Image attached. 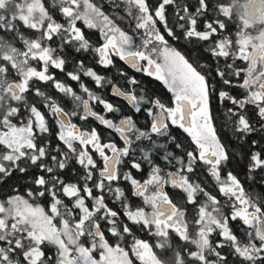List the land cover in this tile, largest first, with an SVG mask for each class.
<instances>
[{
  "label": "snow or ice",
  "instance_id": "6c2138e0",
  "mask_svg": "<svg viewBox=\"0 0 264 264\" xmlns=\"http://www.w3.org/2000/svg\"><path fill=\"white\" fill-rule=\"evenodd\" d=\"M122 2L130 21L134 22V27L129 24L131 34L92 0H54L59 5L63 22H57L49 14L42 0H21L20 3L0 0V30L15 34L23 45V50L15 46L10 55L0 56V104L5 98L8 101L7 111L0 117V180L11 178L14 172L27 176L30 169L45 173L33 177L32 183L39 189H30L27 198L14 194L0 199V264H133L129 251L122 246L125 235L132 236L130 251L140 264H161L152 245L136 238L128 225L120 221L119 213L108 206L106 195L121 202L128 221L142 226L156 238L158 250L172 248L171 232L179 240L195 245L196 250L188 252L187 256L196 264H233L228 256L236 258V264H264L262 202L245 191L243 183L232 171L222 176L229 163H239L243 156L232 153L222 143L211 108V96L216 94L219 103L226 105L227 123L241 149L248 145L249 135L264 134V31L253 36L246 21L243 26L237 23L236 50H233V41L227 36L215 42L211 40L218 29L226 28L224 20L205 19L204 30H198V19L209 11L208 0H197L194 12L189 10L188 4L181 5L178 0H158L155 5L150 0ZM113 6L119 7V4L113 0ZM169 7L178 17L175 26L183 30L182 37L170 26ZM215 13L217 17L233 19L223 3L215 6ZM17 21L39 35L25 38ZM158 24L163 25L166 34L161 33ZM92 29L99 31L102 42L98 45L93 44L87 34V30ZM169 38L206 42L203 50L214 58L212 70L215 76L211 72L198 71L169 43ZM4 43V36H0V46ZM69 51L91 52L96 64L105 69L115 67L114 58H119L136 72L161 81L172 93V106L159 98L138 94L132 88L122 90L113 85L112 95L126 101L134 113L122 115L118 120L108 118L107 113H120L121 107L90 91L81 77H90L99 87L112 84L111 79L86 67L82 60L75 63L74 71L66 75L73 81H80V88L87 95L85 99L50 73V68L65 70L71 59ZM229 57L232 63H226L222 68L221 60L226 62ZM237 59L246 61L247 68H234ZM31 62H39V68ZM9 69L15 71L18 82L6 79ZM242 71V83L235 82L234 78L240 77ZM119 74L126 78L127 85H139L135 77H128L123 71ZM217 79L218 83H213ZM33 81L51 82L59 93L71 97L74 103V110L66 111L55 99L33 86L35 95L43 99V107L54 118L58 128L56 137L64 148L46 142L49 120L35 104L29 103L26 96ZM235 88L243 89V93L234 95L232 89ZM10 102L26 109V120L20 119L21 108ZM93 102L102 105L105 114L94 110ZM141 112L146 113V123L142 127L133 118L135 113ZM74 117L81 121L90 118L98 121L114 131L123 146L111 140L103 142L95 128L80 127L73 122ZM14 118L19 121V126L13 123ZM172 126L191 137L194 151H186L183 157L169 151L170 146L181 148L171 133ZM250 144L255 146L258 141L252 140ZM93 153L102 161V167L98 166ZM262 153L264 148L249 150L247 172L264 171ZM157 157L172 165L175 171H165L158 166L154 162ZM125 158H129L131 168L137 171L141 170L142 164H147L151 168L148 179L141 183L131 171L121 173L120 166ZM73 161L82 169L83 174L77 176L82 184L66 182L57 175ZM200 169L215 182L222 199L207 191L196 179ZM97 171L99 178L93 181ZM121 180L132 185V195L141 198L149 211L145 207L135 210L129 207L125 191L113 186ZM89 181H93L92 187H89ZM166 185L181 190L187 204L193 206L194 238L189 235L185 209L169 198ZM94 188L99 195H94ZM46 194L51 197L48 211L41 204L32 202ZM61 195L72 201L71 208ZM86 200L91 201V207ZM57 218L59 227L54 223ZM237 220L243 225V239L230 227V222ZM101 222L106 225L107 232L117 238L114 246L106 239ZM214 233L219 237L215 242L210 239ZM82 238L90 246H85ZM47 245L55 247V259L46 255L44 248ZM224 249H228L227 255L221 254ZM93 253H98L99 258Z\"/></svg>",
  "mask_w": 264,
  "mask_h": 264
},
{
  "label": "trees",
  "instance_id": "16d2710c",
  "mask_svg": "<svg viewBox=\"0 0 264 264\" xmlns=\"http://www.w3.org/2000/svg\"><path fill=\"white\" fill-rule=\"evenodd\" d=\"M17 3H20L21 0H16ZM44 3L45 8L49 11V14L53 16V18L57 22H63V16L59 13V5L54 3V0H42ZM93 3H95L98 7L101 8L102 11L105 12V14L109 15L112 19L115 20V22L125 31H128L131 34V28L129 27V24H132V27H134V22L130 21V18L128 17L126 6L122 2V0H115L116 3L119 4V7L113 6V0H92ZM209 2V11L205 14L204 17H201L198 19V30H204L203 24L205 19L208 21H211L213 19H222L224 20L226 24V28L224 30H217V34L214 35L211 40L212 42H215L218 39H223L225 36H227L229 39L233 41V50H236V32L238 30V25L234 21V18L229 21L226 20L223 17H217L215 13V6L217 4L226 3V0H208ZM150 3L152 5H155L158 3V0H150ZM178 3L181 5L188 4L189 10L191 12L195 11V7L198 6L197 0H178ZM168 14L171 16V23L170 26L174 28V31L177 33V35L181 36L183 35V30L179 27L175 26V21L178 19V17L174 14L173 8H168ZM182 14V13H181ZM120 17V18H118ZM122 18V19H121ZM81 22H78L80 24ZM17 25L19 28L20 33L25 38H35L39 35L38 32L34 30H30L24 27V25L17 21ZM215 26V25H214ZM158 27H160V30L163 31L166 34L165 28L162 24H158ZM87 34L92 41L93 44H100L102 41L100 39L99 31L97 29L87 30ZM251 34L254 35L255 32L251 31ZM0 36H4V41H10L13 42L15 46L23 50L22 43L15 37V34L13 33H4L2 30H0ZM166 38H168L166 36ZM9 39V40H8ZM139 42V41H137ZM169 43L175 47L178 51H180L185 57L189 60L190 63L193 64L194 67H197L198 71H201L202 73L211 72L212 76H215V71H213L214 65V58L211 56V54L206 53L203 49L206 48L207 44L206 42H200L195 39L188 41L184 40L183 38L179 40H172L169 38ZM55 46V44H53ZM68 56L71 58L69 62L65 66V70L61 72L60 70L50 68V73L55 76V78L70 86L73 91H75L78 95H83L84 98H87V95L84 94L80 88V81H73L70 77L66 75L69 71H74L75 63L79 61H83L86 67H91L95 71H97L98 74L105 76L108 79L112 80V84H109L105 87H99L96 86L94 81L87 76H82V82L86 87L90 89V91L96 92L99 95H101L104 99L108 100L109 102H112L116 106H120L122 111L120 113H107V117L113 120H118L122 115H133L134 110L131 109V106L127 104L126 101H124L120 97H114L112 95L111 89L113 85L119 86L122 88V90L126 88H132L134 89L138 94H143L146 97H154L159 98L163 103L166 105L172 104V93L168 91V89L163 85V83L154 77H149L145 73H139L134 72L127 64H125L123 61L119 60V58H114L115 67H109L105 69L103 66H100L96 64L95 62V56L93 53H73L68 52ZM32 66H35L39 68V62H31ZM226 63H232L231 57H229L228 61L221 60L220 66L223 68ZM202 65H207V68L201 67ZM247 62L242 61L240 59H237L235 63L233 64L234 68L238 69H246L247 68ZM120 71H123L127 73L128 77H135L137 81H139V85H127L126 84V78L121 76L119 73ZM244 77V72H241V76L234 78L235 82L242 83ZM10 82H18V76L15 73L14 70L9 69V73L6 77ZM213 83H218V79L216 81H213ZM39 87L41 91L45 92L46 95L51 96L53 99H55L61 106L65 108L66 111H72L74 110V103L71 99V97H66L63 93H59L52 85L51 82H48L47 84L41 83V82H30V90L28 93H26V96L28 97V101L30 104H35L42 112L45 113L46 119L49 120V133L45 134L46 142L50 143L51 146L55 147L59 145L61 148H64L62 142H60L56 137V132L58 131V128L55 126L54 118L50 117V114L48 113V110L46 107H43V99L37 95H35L34 87ZM232 93L234 95H240L243 93V89L235 88L232 89ZM6 100V98H5ZM12 106L20 107L21 108V120H26L27 117V111L24 109L21 105H18L14 102H10ZM95 105V108L100 111H103V106L93 102ZM211 108L214 114V124L217 128V133L221 137L222 143L228 147L232 153L239 154L240 156H243V159L239 160V163L232 162L227 165V167L223 170L222 176L226 174L227 171H232L234 174L238 176V178L241 180L245 187V191L252 195L254 198H258L259 201L262 203L260 206L264 208V171L257 170L255 172H247L246 171V165L249 163V150L251 151H261V148H264V134H258L254 133L252 135H249L247 137L248 145L241 149L238 147V142L236 135L232 129V127L227 123L226 119V105L220 104L217 95L213 94L211 96ZM4 111H0V117H2ZM103 114H105L103 112ZM134 119H136L139 122L138 126H143L146 123V113H135L133 116ZM253 119L255 120L256 117L253 114ZM74 121L83 128H92L96 127V129L100 132V135L104 142H108L109 140L115 142L118 146L122 147L123 142L119 139L118 135L112 131L111 129H107L105 126L97 124L95 120L89 119L88 121H81L78 118L74 117ZM13 122L17 123L19 125V121L17 119H13ZM256 127L259 128L260 125L256 124ZM176 141L181 144L182 150H184V154L186 151H193L194 150V144L191 140V137L185 133L178 131L176 133ZM172 135H174L172 133ZM252 140H257L258 144L255 146H252L250 142ZM2 147V146H0ZM66 151V149H64ZM172 146L169 147V151H173L175 155L182 156L180 153L181 150H177ZM179 152V154H178ZM55 155L56 153L53 152ZM262 156H264V153H262ZM239 158V157H237ZM137 162H139V159L137 158ZM158 166L164 168L165 171H171L175 168L172 165L167 164V162L163 161L161 158L157 157L154 161ZM121 173L131 171L132 175L135 179L139 180L141 183L146 180L148 173L151 171V168L147 164H142L141 170L137 171L135 169L131 168V165L129 163V158H125L124 163L120 166ZM82 175V169L79 165L75 164V162H71L70 167L64 170H59L57 172V175L61 177V179H64L66 182L71 183H80L82 184L83 181H78L77 176ZM38 175H45V173L42 170H36V169H30L27 176L24 174L19 173H13L11 178H5L4 180H0V199H6L9 195L19 194L25 196L27 198V192L31 189L33 191H36L39 189V186L34 185L32 183V179L35 176ZM251 177V178H250ZM99 176L97 173H94L93 181L98 180ZM196 179L206 188L207 191H209L213 195H217L218 198L222 199L215 186V182L212 180L210 176L207 175V173L200 169L197 171ZM93 181H89V187H92ZM121 187L125 191V195L128 197L127 203L130 208L135 210L137 207H145L143 204L142 199L136 198V196L132 195V185L128 181H118L116 184L113 185ZM94 195H99L100 193L94 188L93 189ZM169 196L173 200L174 203L177 204L178 207H181L186 210L188 214V222H189V235L190 237H195V227H194V210L193 206L187 204L184 194L179 189H170L168 191ZM61 199L65 201V203L69 206V208L72 207V201L61 195ZM32 202L39 203L43 207H45L46 211L49 210V205L51 203V197H49L47 194L44 197H38L35 198ZM106 203H108V206L112 208V210L117 211L120 215V221H122L124 224H127L128 227L132 230L133 235L136 238L148 240L153 250L156 251L157 256L166 262V264H172V256L174 253V250L178 249L184 256V259L186 260L187 264H196L190 257L187 256L188 252L196 250L195 245H192L190 243L183 242L179 240V238L174 234H170V242L172 244L171 249H164V250H158L155 247V240L156 238L153 237L149 232H147L142 226L134 225L130 221L127 220V218L123 215V208L121 207L120 201H115L112 197L106 195ZM86 203L91 207V201L86 200ZM51 214V213H49ZM76 213H74L75 215ZM54 223L57 224L59 227V218H57ZM102 223V230L105 231L106 239L109 240V243L112 245H115L117 242L116 237H112L110 233L107 232L106 225L104 222ZM230 227H232L233 231L240 236L242 239L243 232L241 229L243 228L242 222L237 220L236 222H230ZM214 241L218 240L219 237L214 234ZM132 236L125 235V239L122 243V246L128 249V247L131 244ZM82 242L84 244H87L88 241L84 238H82ZM46 255L53 257L55 259V247L52 245H47L44 248ZM219 250V249H218ZM228 249H224L221 254L227 255ZM228 259L233 262V264H236V258L232 256H228Z\"/></svg>",
  "mask_w": 264,
  "mask_h": 264
},
{
  "label": "clouds",
  "instance_id": "9594fccd",
  "mask_svg": "<svg viewBox=\"0 0 264 264\" xmlns=\"http://www.w3.org/2000/svg\"><path fill=\"white\" fill-rule=\"evenodd\" d=\"M224 7H227L234 21L238 25L243 26V22L248 24V31H264V0H226L223 3ZM15 47L13 42L5 40L3 46H0V56L10 55L11 48ZM8 101L5 100L3 104H0V111H7ZM172 264H187L183 254L178 250H174L171 258ZM161 264H166L161 260Z\"/></svg>",
  "mask_w": 264,
  "mask_h": 264
},
{
  "label": "flooded vegetation",
  "instance_id": "af4514ba",
  "mask_svg": "<svg viewBox=\"0 0 264 264\" xmlns=\"http://www.w3.org/2000/svg\"><path fill=\"white\" fill-rule=\"evenodd\" d=\"M166 31V30H165ZM255 32V34L253 35V36H255V35H257L258 34V32H256V31H254ZM161 33L162 34H165L163 31H161ZM134 72H136L135 71V69H132ZM139 73H142V72H139ZM113 87V86H112ZM167 106H172V104H170V105H167ZM94 110H96L97 112H100L101 114H103V111L102 110H100V111H98L95 107H94ZM109 118V117H108ZM73 122L74 123H76L75 121H74V118H73ZM13 123H15V122H13ZM96 123L97 124H99V122L98 121H96ZM77 124V123H76ZM18 125V124H17ZM83 128V127H82ZM92 128H95L96 129V127H92ZM97 130V129H96ZM98 131V130H97ZM178 131H180V132H183V130L182 129H179V128H177V127H175V126H172V128H171V133H173L174 135L173 136H176L177 134V132ZM99 132V131H98ZM100 133V132H99ZM101 139H102V137H101ZM102 141H103V139H102ZM104 142V141H103ZM176 143H179V142H177L176 141ZM180 144V143H179ZM194 144V143H193ZM177 150H181L180 151V153L182 154V156H184V150H182V148H180V149H176L175 151H177ZM194 150H195V145H194ZM193 150V151H194ZM178 154H179V152H178ZM93 155H94V158L95 159H97V161H98V166L99 167H102V161H100L99 160V157L98 156H96L95 155V153H93ZM180 156V155H179ZM181 157V156H180ZM162 168V167H161ZM171 171H175V169L174 170H171ZM97 173V175L99 176V172L97 171L96 172ZM146 179H148V176H147V178ZM145 181V180H144ZM143 181V182H144ZM142 182V183H143ZM170 189H174V188H172L171 187V185H166L165 186V191L168 193V191L170 190ZM168 195H169V193H168ZM136 198H139V197H136ZM169 198L171 199V197L169 196ZM141 199V198H140ZM145 210L146 211H149L150 209H148L147 207H145ZM186 211V210H185ZM185 219L188 221V214H187V212H186V217H185ZM170 234H171V232H170ZM215 234V233H214ZM214 234H213V237H211L210 239H212L213 241H214ZM145 241H147V242H149L148 240H145ZM150 243V242H149ZM151 244V243H150ZM85 246H89V243H87V244H85ZM126 249V248H125ZM127 251H129L130 252V246L128 247V249H126ZM132 259H133V262H134V264H140V262L138 261V260H136V258L132 255Z\"/></svg>",
  "mask_w": 264,
  "mask_h": 264
},
{
  "label": "rangeland",
  "instance_id": "374dc122",
  "mask_svg": "<svg viewBox=\"0 0 264 264\" xmlns=\"http://www.w3.org/2000/svg\"><path fill=\"white\" fill-rule=\"evenodd\" d=\"M19 126V125H18ZM90 246V245H89ZM114 246V245H113ZM93 255L98 259L99 257H98V253H93ZM132 255H133V253L130 251L129 252V258L130 259H132ZM134 256V255H133ZM132 261H133V259H132ZM133 264H134V262H133Z\"/></svg>",
  "mask_w": 264,
  "mask_h": 264
}]
</instances>
